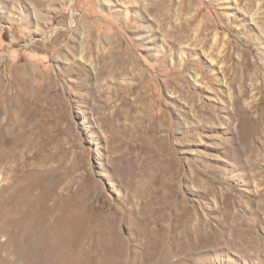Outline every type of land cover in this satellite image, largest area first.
<instances>
[{"label":"rangeland","instance_id":"1","mask_svg":"<svg viewBox=\"0 0 264 264\" xmlns=\"http://www.w3.org/2000/svg\"><path fill=\"white\" fill-rule=\"evenodd\" d=\"M31 202L78 232L0 264H264V0H0V225Z\"/></svg>","mask_w":264,"mask_h":264},{"label":"bare ground","instance_id":"2","mask_svg":"<svg viewBox=\"0 0 264 264\" xmlns=\"http://www.w3.org/2000/svg\"><path fill=\"white\" fill-rule=\"evenodd\" d=\"M32 208H33L32 202L30 203V205L28 204L25 207H23L20 210V212H21V215L23 214L25 216L14 217V220L12 219L13 221H10L7 223V225L10 226L8 229H5L4 226L0 225V233L4 231L6 234V239L3 242L0 241V252L5 251L6 255L7 256L10 255L14 261L19 260L20 256H16V254H18L16 252L20 251V249L24 250V252H25V249L27 251L32 250L34 240L38 238L39 234L42 235L41 238L43 240L45 239L48 240L50 238L49 240L50 242H52V244H57L59 242L61 243V241L63 243L66 240L65 239L66 235L69 234V233L65 234L66 232L68 231L71 232L72 230H74L70 234V236H75L76 232H78L76 227L74 228L75 225L72 219L70 218V216L62 213L63 212L62 210L64 209L63 207H62L63 209L62 208L60 209L61 211L59 214L56 213V215H54L56 216V218L53 221H51L50 218L52 217V214H53L52 211L54 210L53 209L51 210L48 205L41 206L36 213L34 212L35 210H32ZM54 209H57L56 205ZM79 224L80 223H78L77 225ZM14 245L17 248H14ZM46 248L47 247H44V249ZM21 258L24 260L26 264H36L37 262L35 261L37 259L32 254H25L24 256H21Z\"/></svg>","mask_w":264,"mask_h":264}]
</instances>
